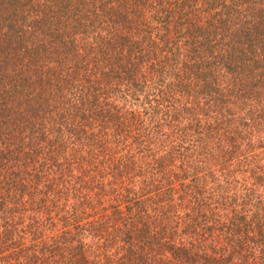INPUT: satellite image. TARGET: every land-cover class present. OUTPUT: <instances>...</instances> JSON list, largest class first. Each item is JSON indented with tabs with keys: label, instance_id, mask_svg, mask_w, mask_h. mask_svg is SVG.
<instances>
[{
	"label": "trees",
	"instance_id": "1",
	"mask_svg": "<svg viewBox=\"0 0 264 264\" xmlns=\"http://www.w3.org/2000/svg\"><path fill=\"white\" fill-rule=\"evenodd\" d=\"M0 264H264V0H0Z\"/></svg>",
	"mask_w": 264,
	"mask_h": 264
}]
</instances>
